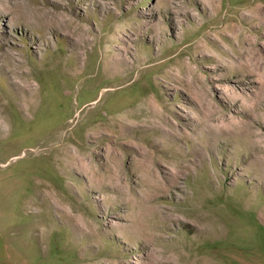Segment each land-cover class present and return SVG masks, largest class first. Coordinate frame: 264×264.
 Segmentation results:
<instances>
[{
  "label": "rangeland",
  "instance_id": "1",
  "mask_svg": "<svg viewBox=\"0 0 264 264\" xmlns=\"http://www.w3.org/2000/svg\"><path fill=\"white\" fill-rule=\"evenodd\" d=\"M0 114L13 264H264V0H0Z\"/></svg>",
  "mask_w": 264,
  "mask_h": 264
},
{
  "label": "crops",
  "instance_id": "2",
  "mask_svg": "<svg viewBox=\"0 0 264 264\" xmlns=\"http://www.w3.org/2000/svg\"><path fill=\"white\" fill-rule=\"evenodd\" d=\"M11 243L9 242L8 237L6 236V232L3 231V227L0 226V264H13L14 263V254L10 250ZM17 259L19 255H16ZM21 257V256H20Z\"/></svg>",
  "mask_w": 264,
  "mask_h": 264
},
{
  "label": "bare ground",
  "instance_id": "3",
  "mask_svg": "<svg viewBox=\"0 0 264 264\" xmlns=\"http://www.w3.org/2000/svg\"><path fill=\"white\" fill-rule=\"evenodd\" d=\"M26 85H27V83H25ZM0 116H1V114H0ZM1 121V120H0Z\"/></svg>",
  "mask_w": 264,
  "mask_h": 264
}]
</instances>
